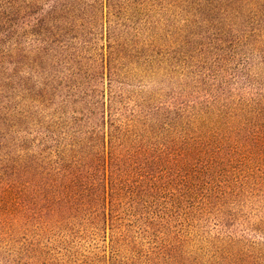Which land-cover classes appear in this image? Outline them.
<instances>
[{
  "label": "trees",
  "instance_id": "1",
  "mask_svg": "<svg viewBox=\"0 0 264 264\" xmlns=\"http://www.w3.org/2000/svg\"><path fill=\"white\" fill-rule=\"evenodd\" d=\"M135 229L264 264V0H0V264H129Z\"/></svg>",
  "mask_w": 264,
  "mask_h": 264
},
{
  "label": "rangeland",
  "instance_id": "2",
  "mask_svg": "<svg viewBox=\"0 0 264 264\" xmlns=\"http://www.w3.org/2000/svg\"><path fill=\"white\" fill-rule=\"evenodd\" d=\"M216 220L211 219L209 222L208 230L205 231L206 237H211L210 240L213 239L211 244H214L215 241L218 239V234L216 232ZM133 237H138L137 239L140 242L139 249L141 248V252L137 253L135 256H132L133 258L130 259L129 264H200L203 262V260L206 259L207 256L213 257V253L216 249H220L221 246L217 248L216 245H209L206 246V250L203 248V245L206 244V240L204 238L200 239V242L197 243V245L192 246V248H189V251L192 253L193 256H190L187 251L182 252L178 247L175 249L170 250V254L168 256L155 258L151 253L152 246L150 243V234H147L142 231V229H135L131 233ZM236 238H241L244 236L252 237L251 232H248L244 230L243 228L238 229L235 234ZM234 236V237H235ZM226 237V236H224ZM222 239H225V238ZM242 241V240H241ZM253 242H248L245 244L244 242L242 244L239 243L238 247L246 250V251H264V241H258L257 239H251ZM262 242V243H261ZM58 251V250H57ZM56 251V252H57ZM207 257V258H209ZM3 261V259H1ZM207 260V259H206ZM22 259H15L14 263L11 264H23ZM194 262V263H193ZM49 264H57L56 262L49 261Z\"/></svg>",
  "mask_w": 264,
  "mask_h": 264
}]
</instances>
